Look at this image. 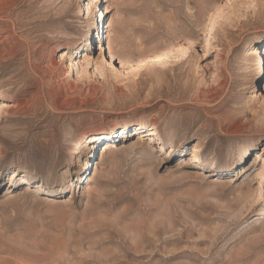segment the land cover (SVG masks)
Wrapping results in <instances>:
<instances>
[{
	"label": "rangeland",
	"instance_id": "rangeland-1",
	"mask_svg": "<svg viewBox=\"0 0 264 264\" xmlns=\"http://www.w3.org/2000/svg\"><path fill=\"white\" fill-rule=\"evenodd\" d=\"M258 49L264 0H0V264H264Z\"/></svg>",
	"mask_w": 264,
	"mask_h": 264
},
{
	"label": "bare ground",
	"instance_id": "bare-ground-1",
	"mask_svg": "<svg viewBox=\"0 0 264 264\" xmlns=\"http://www.w3.org/2000/svg\"><path fill=\"white\" fill-rule=\"evenodd\" d=\"M104 13V12H103ZM106 14V13H104ZM109 27V26H108ZM105 27H102V29H104ZM257 53L259 54L258 57L261 59L260 62H264V50L258 49ZM69 54H67L68 56ZM262 67V64H261ZM143 120H144V116H141L140 118L137 119V123H139L140 125L143 124ZM92 145V144H91ZM90 146H88V148H92ZM103 149V157H105L106 155H108L110 152H113L115 149L118 150L117 146H115V144H106L104 145L101 150ZM89 150V149H88ZM204 151L205 147L203 145L200 144H196L195 145V150L194 151ZM84 154H87V151H85ZM79 163H82V167H84L85 165H89L87 160H79Z\"/></svg>",
	"mask_w": 264,
	"mask_h": 264
}]
</instances>
